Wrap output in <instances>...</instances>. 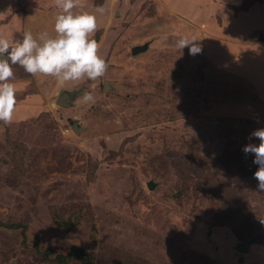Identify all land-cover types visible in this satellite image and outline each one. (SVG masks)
Returning <instances> with one entry per match:
<instances>
[{
  "label": "rangeland",
  "instance_id": "rangeland-1",
  "mask_svg": "<svg viewBox=\"0 0 264 264\" xmlns=\"http://www.w3.org/2000/svg\"><path fill=\"white\" fill-rule=\"evenodd\" d=\"M169 1L73 9L97 17L107 64L97 80L61 86L13 66V121L0 122V220L21 226H0V264H65L57 255L73 246L95 264H264V192L242 151L259 143L251 133L264 128V100L246 80L209 70L201 45L178 52ZM257 13L248 20L263 27ZM58 14L54 0H0V37L54 36ZM197 16L182 21L187 36L199 37ZM147 42L149 51L131 54ZM204 78L249 111L211 115ZM63 91L74 94L65 106L56 101ZM85 92L94 102L82 103ZM247 235L263 247L239 255ZM74 253L68 264L86 263Z\"/></svg>",
  "mask_w": 264,
  "mask_h": 264
},
{
  "label": "clouds",
  "instance_id": "clouds-1",
  "mask_svg": "<svg viewBox=\"0 0 264 264\" xmlns=\"http://www.w3.org/2000/svg\"><path fill=\"white\" fill-rule=\"evenodd\" d=\"M59 14L55 18L54 32L47 31L35 37L28 31L19 43L0 37V122L10 124L16 105L15 87L10 82L14 78L13 66L19 65L31 75L52 76L63 86L66 82H80L85 79L97 80L104 76L107 64L98 55L99 44L91 38L98 31L97 17L90 12L76 13L73 9L84 8V0H54ZM103 14L105 9L97 8ZM196 37H181L176 43L178 52L188 47L189 54L201 51ZM94 102L90 92L82 96V103ZM251 137L258 144L249 143L242 151L252 154L253 163L258 165L254 172L258 190L264 192V128L253 130Z\"/></svg>",
  "mask_w": 264,
  "mask_h": 264
},
{
  "label": "crops",
  "instance_id": "crops-1",
  "mask_svg": "<svg viewBox=\"0 0 264 264\" xmlns=\"http://www.w3.org/2000/svg\"><path fill=\"white\" fill-rule=\"evenodd\" d=\"M241 3L242 0H170L166 9L180 21L176 25V31L181 37L188 35L184 32L187 27L182 24L184 18H193V15L199 14L196 17L198 26L194 28L198 29L199 37H194L199 39L198 44L205 49L209 59L208 69L221 72L229 79L246 80L252 85L254 93L264 100V41L258 40L259 34L264 36V26L258 28L257 21L253 23L248 20L253 19L255 12H258L256 16L261 17V22H264V3H255L247 10L238 9ZM246 21L251 24H245ZM192 36L193 34H190L187 37ZM152 44L147 42V48L138 52L132 51L135 46H139L134 45L131 54L149 51ZM203 83H208L203 93L207 95V108L211 115L219 113L225 117H234L232 113L243 114L249 111L245 107L246 103L234 104L227 101L232 96L224 94L214 85L211 86L213 82L209 78H204ZM220 101L222 103H219Z\"/></svg>",
  "mask_w": 264,
  "mask_h": 264
},
{
  "label": "trees",
  "instance_id": "trees-1",
  "mask_svg": "<svg viewBox=\"0 0 264 264\" xmlns=\"http://www.w3.org/2000/svg\"><path fill=\"white\" fill-rule=\"evenodd\" d=\"M255 3L263 4L264 3V0H242V3L238 7V9L247 10L250 6H252ZM97 37H98V34L96 33L92 38L97 41ZM0 226H2V227L4 226V227H8V228H17L18 226H21V225L20 224H15V223L7 224V223H4V222H2L0 220ZM21 231L23 232L22 234H24L25 228L23 227V225H22V230ZM247 236H249L251 238L250 239V242L248 244V247H247V251L246 252H240L237 249H235L236 250V253H239V255L245 254L248 251L250 252V250H252L254 247H258V246H262L263 247V244L262 243L256 242L257 239L255 238V236H251V235H247ZM74 252H77V253L78 252L79 253L82 252L86 256L84 258V261L86 262L85 264H95V262H93V259H92L93 254L87 253L86 251L81 250L80 248H78L76 246H73L70 249V251L68 252V255L67 256H62V255L58 254L57 257H58V259L61 260L62 263L68 264L69 260L73 257L72 255H73Z\"/></svg>",
  "mask_w": 264,
  "mask_h": 264
},
{
  "label": "water",
  "instance_id": "water-1",
  "mask_svg": "<svg viewBox=\"0 0 264 264\" xmlns=\"http://www.w3.org/2000/svg\"><path fill=\"white\" fill-rule=\"evenodd\" d=\"M258 40L264 41V36L262 34H259L258 36ZM147 48V43L139 45V46H135L132 51L133 52H138V51H143ZM74 94H68L67 92H62L60 93V96L58 97V99L56 100L58 104L60 105H68L69 104V100H71L73 98ZM152 183H149L148 186H150V188H152ZM250 237L247 236L245 238V240L236 246V249L240 252H246L247 251V247L248 244L250 242Z\"/></svg>",
  "mask_w": 264,
  "mask_h": 264
}]
</instances>
